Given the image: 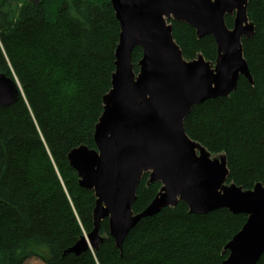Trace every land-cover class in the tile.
Returning <instances> with one entry per match:
<instances>
[{
	"label": "trees",
	"instance_id": "trees-1",
	"mask_svg": "<svg viewBox=\"0 0 264 264\" xmlns=\"http://www.w3.org/2000/svg\"><path fill=\"white\" fill-rule=\"evenodd\" d=\"M248 15L255 33L242 42L253 83L241 76L229 96L195 105L185 119L193 140L226 155L227 182L244 189L264 184V0H248ZM169 22L185 59H216L213 36ZM226 22L233 27V17ZM119 37L111 0H0V72L21 87L18 101L0 110V264H223L225 246L246 223L247 214L221 208L200 215L180 201L141 219L122 250L105 219L98 249L65 253L93 229L96 198L80 186L68 154L96 147ZM142 57L136 47L135 72ZM160 188L145 174L133 211Z\"/></svg>",
	"mask_w": 264,
	"mask_h": 264
},
{
	"label": "water",
	"instance_id": "water-1",
	"mask_svg": "<svg viewBox=\"0 0 264 264\" xmlns=\"http://www.w3.org/2000/svg\"><path fill=\"white\" fill-rule=\"evenodd\" d=\"M120 24L112 88L95 126L96 148L81 145L68 160L81 187L94 192L93 229L65 253L80 255L105 241L101 224L122 250L128 233L141 219L185 202L191 213L206 215L226 208L247 214L242 229L227 243L223 264H257L264 254V184L244 189L228 184L227 157L212 153L186 132L185 119L195 105L237 89L241 76L253 83L244 57L243 38H251L248 0H111ZM233 16V27L226 17ZM192 26L199 38L213 36L216 63L202 54L185 59L170 20ZM143 49L134 70L132 53ZM21 94L17 79L0 72V110ZM160 182L151 203L135 213L142 178Z\"/></svg>",
	"mask_w": 264,
	"mask_h": 264
},
{
	"label": "rangeland",
	"instance_id": "rangeland-1",
	"mask_svg": "<svg viewBox=\"0 0 264 264\" xmlns=\"http://www.w3.org/2000/svg\"><path fill=\"white\" fill-rule=\"evenodd\" d=\"M231 17H233V16H231ZM233 21H234V17H233ZM199 55V54H198ZM198 55H197V57H198ZM196 57V58H197ZM216 60V59H215ZM210 61V62H212L213 63V65H215V63H216V61ZM138 68H139V66H138ZM136 73H138V72H136ZM97 124V123H96ZM96 126V125H95ZM89 147V146H88ZM96 148V147H95ZM220 154H213L212 153V157H218ZM149 179H150V177H149V174H148V181H149ZM228 183V182H227ZM232 183V182H231ZM228 184H230V183H228ZM162 185V184H161ZM89 233V232H88ZM88 233H86V234H88ZM101 236H103L104 238L106 237L105 236V234H103V233H101Z\"/></svg>",
	"mask_w": 264,
	"mask_h": 264
}]
</instances>
